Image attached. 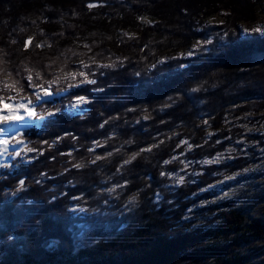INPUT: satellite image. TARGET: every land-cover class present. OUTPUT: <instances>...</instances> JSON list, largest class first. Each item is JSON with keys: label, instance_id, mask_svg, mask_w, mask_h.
<instances>
[{"label": "trees", "instance_id": "trees-1", "mask_svg": "<svg viewBox=\"0 0 264 264\" xmlns=\"http://www.w3.org/2000/svg\"><path fill=\"white\" fill-rule=\"evenodd\" d=\"M185 2L0 0V82H18V99L34 100L30 73L36 83L74 73L78 50L117 56L89 71L95 84L53 85L66 91L37 110L59 112L23 131L21 157L0 169V264H264V214L252 215L264 190L242 204L212 203L215 187L201 192L248 160L205 167L179 185L172 177L177 160L199 170L218 153L229 120L251 118L238 115L240 104L264 102L260 85L242 87L264 86V37L216 34L192 57L159 64L161 52L200 36ZM9 94L17 96L0 91ZM77 96L86 112L71 116ZM91 217L102 225L85 230Z\"/></svg>", "mask_w": 264, "mask_h": 264}, {"label": "rangeland", "instance_id": "rangeland-1", "mask_svg": "<svg viewBox=\"0 0 264 264\" xmlns=\"http://www.w3.org/2000/svg\"><path fill=\"white\" fill-rule=\"evenodd\" d=\"M185 5L194 9V11H192V13L196 14L194 15V26L197 27L195 30L200 36L195 37L189 46L179 47L177 45L174 48L166 49L161 52V54L157 56V62L159 64L170 60L181 61L192 57L196 52L202 51L205 46L210 44L206 43L207 41L213 42L212 38L216 34L225 36L226 39H233L236 37L248 38L255 35L264 37V0H187ZM194 16L191 14L189 17L193 19ZM143 22L152 25L157 21L151 18H145ZM256 29H261V31L257 32L255 31ZM120 31L130 37H135L137 35L136 32L130 29H121ZM74 49L76 50L77 48L74 47ZM189 53L192 54L189 55ZM76 55L78 59H76V62L72 63L75 67V72H73L77 73L83 71L88 75L93 67L109 66V58L113 60L117 57L115 55L110 57L106 53H102V55L99 56L97 52H89L85 55V53L83 54V51L80 50L76 52ZM84 64L89 65V67L84 68ZM260 67L261 64L259 62L258 66L255 68L259 70ZM70 73H72V71H70ZM259 74L261 75V73ZM255 76L258 77L257 75ZM77 77H80L81 80L84 79L81 76ZM77 77L75 81L69 80L66 82L64 80L63 83L67 87L69 82L76 83L78 81ZM259 85L260 87H258ZM243 86L244 88L246 86L247 88L258 87L257 89H264V86L256 80L249 85L243 83L242 87ZM13 97H16V100H20V98L18 99L19 96L13 95ZM54 98L53 96L51 100ZM5 102L7 103L8 100L5 99ZM252 102L254 101L240 104L239 110L237 111L238 115H252L251 118L248 116L247 121H241V117L239 116L229 120V127L227 130L230 134L226 138H218L217 141H219L218 145L220 146L219 152L210 159H214L218 154H222L219 162L203 164L202 161H199L197 162L199 170H192L190 162L187 160H177L180 168L172 176L175 184H180L178 177H184L185 179L188 175L196 176L200 173H204V171L202 172L203 168L218 166L223 161H230L232 164H235L239 160H248L249 164L247 167L239 168L233 173L223 172V174L219 176L220 181L204 189L208 190L213 187L218 189L217 196L211 200L212 203L235 200L238 204L249 203L250 197H252L255 192L264 190V102H257L256 106H251L254 104ZM73 103H75V100ZM38 104L40 103L38 102L37 105ZM71 105L65 109V112L71 116H81L83 112H86V110L83 109V103L80 104L79 107H72ZM42 122V120L28 121L27 126L0 125V129H3L0 131V139H11L12 136L17 134L22 136L23 131L31 128L39 129ZM215 132L216 131L208 130L207 136H209V133L212 135ZM25 148V145L17 144L14 147H10L9 151H22L25 150ZM27 148H29V146ZM189 149L191 150L193 148L190 147ZM229 149H231V151H229ZM12 159L13 156L5 154L0 157V164H8ZM212 177H215V175ZM256 207L252 215H263L264 201L258 203ZM73 209L77 210L78 208L73 207ZM96 213L97 212H93V215ZM90 220H92V217ZM92 221L93 222L89 223V226H87L85 230L94 227L96 224L99 226L102 225L99 223V219L94 218ZM75 237L78 238L77 235ZM258 246L261 247L262 245L259 244ZM184 264H196V261L190 259L186 260Z\"/></svg>", "mask_w": 264, "mask_h": 264}, {"label": "snow or ice", "instance_id": "snow-or-ice-1", "mask_svg": "<svg viewBox=\"0 0 264 264\" xmlns=\"http://www.w3.org/2000/svg\"><path fill=\"white\" fill-rule=\"evenodd\" d=\"M94 6L96 5H93V4L88 5V7L90 8ZM255 31L259 32L261 31V29H256ZM27 43H30V41H28ZM206 43H211V41H207ZM191 54L192 53H189V55ZM83 67L87 68L89 67V65L84 64ZM104 67H108V66L105 65ZM77 76H81L84 78L83 80L80 81V83H87V84L96 83L95 80L89 79L88 74H86L83 71H80L77 73H65L63 77H56L53 80H45L43 83L34 82L33 77L30 73L27 79L29 82V87L33 89L34 100L28 98L27 96L20 97V100H16V97H13L12 95L9 94L7 95L8 102L6 103L4 96H0V125L27 126L28 121H40V120L45 119L46 117L56 116L57 112H59L58 107L54 106V110L50 108L40 107V110L38 111L36 102H39L41 105H43L44 103H47L49 100H51L54 95L66 91V89L64 88L57 87L56 92H53L52 87L53 85H59V82L61 79H64L66 81L68 80L75 81ZM40 79H41L40 73H36V80H40ZM0 83H3V89H0V91H4L6 93H11L12 91H15L17 93V96H19L20 93L23 91L22 87H17L18 82L16 81H11V82L3 81ZM75 87H79V85L76 83H72V82H69L67 84V88H75ZM193 91H195V89H193ZM82 103H87L86 98L84 96H77L75 98V103H73L71 106L79 107V105ZM105 123H107V121H105ZM205 123L207 122L205 121ZM103 126H104L103 124L100 125V127H103ZM2 130L3 129H0V131ZM17 133H18V130H17ZM209 135H211V133H209ZM160 143H163V141H161ZM182 143H187V141H183ZM217 143H219V141H217ZM17 144L26 146L25 140L19 134L12 136L11 139H0V157L4 156L5 154L11 155L13 156V158L21 157L20 151H15V152L9 151L10 147H14ZM97 144H99V142H97ZM156 146L158 145H154V147ZM189 147H191V145H189ZM27 150L29 152L33 151V149L31 148ZM151 150H152L151 148L141 149V151H151ZM229 151H231V149H229ZM109 155H111V153H109ZM221 157H222V154H218L217 157H215L214 159L204 160L202 161V163L203 164L218 163ZM101 159H103V157L98 155L92 160V163H96V161L101 160ZM132 159H135V155L132 157ZM173 159H178V157H173ZM130 162L131 160L124 161L125 164H128ZM164 163L167 164V163H170V161L166 160L164 161ZM2 167H8V165L0 164V168ZM75 167L81 168L83 167V165L76 164ZM161 175H164V173H161ZM178 181L179 183L182 184L184 182V177H178ZM19 184L22 188L24 185V180H20ZM122 186L123 185H121V187ZM209 187H211V185ZM205 190L206 189H201V191H205ZM108 191L112 192V191H115V189L114 188L108 189ZM157 198H159L158 195H157ZM132 199L134 201L135 197H133Z\"/></svg>", "mask_w": 264, "mask_h": 264}, {"label": "bare ground", "instance_id": "bare-ground-1", "mask_svg": "<svg viewBox=\"0 0 264 264\" xmlns=\"http://www.w3.org/2000/svg\"><path fill=\"white\" fill-rule=\"evenodd\" d=\"M108 108V107H107ZM104 113V112H103Z\"/></svg>", "mask_w": 264, "mask_h": 264}]
</instances>
